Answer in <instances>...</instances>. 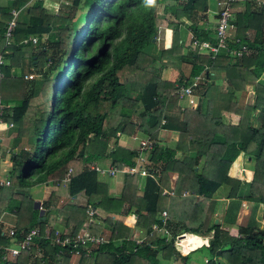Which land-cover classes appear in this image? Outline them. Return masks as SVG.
Returning a JSON list of instances; mask_svg holds the SVG:
<instances>
[{"label":"trees","instance_id":"16d2710c","mask_svg":"<svg viewBox=\"0 0 264 264\" xmlns=\"http://www.w3.org/2000/svg\"><path fill=\"white\" fill-rule=\"evenodd\" d=\"M149 1L171 18L166 20L170 40L146 63L142 49L155 35L152 8L142 7L146 0H62L54 11L42 0L0 4L1 120L10 124L5 132L14 133L10 145L22 142L18 159L10 158L8 184L0 186V215L8 209L14 217L12 225L0 230V246H13L36 229L26 250L5 257L12 259L9 264H69L74 257L70 264H159L171 257L185 264L186 256L175 245L183 233L209 237L202 264H218L216 257L225 264H264V234L254 210L244 225L235 226L242 200L259 207L264 222V7L254 0H234L226 50L211 57L194 49L184 56L181 26L200 41L215 42L211 30L200 28L208 19L207 0ZM13 8L20 9V16L3 46ZM238 45L245 51L237 57L229 51ZM188 56L194 62L184 76L181 64ZM165 67L179 73L176 85L159 78ZM53 70H58L56 77L48 75ZM197 76L190 90L192 105L177 89ZM219 77L225 86L214 82ZM246 88L252 92L249 102L234 95L245 94ZM231 117L236 122L225 121ZM164 131L175 133L172 145L160 141ZM134 135L146 139L149 148L136 151L117 143L120 136L131 141ZM141 153L146 157L144 174L122 172ZM239 153L252 161L247 182L227 175ZM101 163L106 165L100 169L114 168L122 176L115 195L102 179L112 176L94 169ZM65 176L66 202L56 206L51 192L39 212L28 197L29 188L55 187ZM221 185L227 187L228 200L222 223L234 225V233L211 217L212 197ZM77 194L84 197V207L70 203ZM87 205L101 216L93 209L88 216ZM129 214L144 233L138 243L109 216ZM57 215L75 224L55 229L49 224ZM80 233L101 241L86 240L73 249L55 241ZM1 254L2 249L0 259Z\"/></svg>","mask_w":264,"mask_h":264},{"label":"rangeland","instance_id":"374dc122","mask_svg":"<svg viewBox=\"0 0 264 264\" xmlns=\"http://www.w3.org/2000/svg\"><path fill=\"white\" fill-rule=\"evenodd\" d=\"M149 3L151 4V2L149 0H146V2L143 3L142 7L144 10L148 11L152 8V11L154 13V23H155V35L151 41V44L148 45L146 48L142 49L143 53L145 54V58L143 60L144 63H146V61L148 60V57L150 56H153V57H156V55L158 54V51L160 50L161 48V45L164 43V41L166 42H169L170 40V37H169V34H170V28L168 26H166V20L167 19H171L170 17L167 16V13H164L161 11L160 9V5H152V7H150ZM167 4H170L169 1H167ZM209 5L211 8H214L213 10H215V5H214V1L212 0H209ZM48 9H50L49 11H54L53 8H50L49 6H47ZM57 11V10H56ZM55 11V12H56ZM212 18H210L209 20L206 21V30H211L212 32V29H213V25H214V21L211 20ZM180 33L178 34L179 36V42L181 43V47H180V53L182 55H189V51H193L195 48L191 47V43L189 41V38H190V33L185 31V34L184 32L182 31V29L179 30ZM169 32V33H168ZM183 32V33H181ZM250 37V36H249ZM164 46V45H163ZM186 46V47H185ZM196 53L197 50H196ZM147 54V56H146ZM194 62V59L192 57H187V60L184 61L181 65L183 66V69L182 71L184 72H188V69L187 67L184 65H188L190 66L192 63ZM153 65L155 67H158V61H154ZM44 69H46V67L44 66ZM48 72V75H50V77H56L58 75V70H53V71H47ZM178 74V73H177ZM32 77L31 78H37L36 76H34L33 74H30ZM202 76V73L200 74ZM203 79V77H202ZM217 80H214V82L216 84H220L222 86H225V82L221 79V77L219 78H216ZM176 77L174 80H172L173 84L176 85ZM91 82V81H90ZM260 82L264 83V74L260 76ZM252 92L251 90H249L248 88H246V91H245V94H240L239 91L236 92L234 95L236 97H244V102H249L251 101V97H252ZM199 96V95H198ZM48 104V103H47ZM255 116V114H254ZM226 122H236L235 118L234 117H231V118H226L225 119ZM14 135L13 131L12 133H8L5 132V128H3L2 126H0V169L3 170V172H1V174L3 175V178L6 177L7 173H9V167H10V164H11V160L10 158H12V160H17L18 157H17V151L18 149L21 147L20 145L22 144V142H19L18 144L16 145H10V140L12 139V136ZM160 136H161V140L162 143H163V132L160 133ZM135 138L132 137V139H130L131 141H126V139H123L122 136L118 137L117 138V143L121 144V146L123 147H126V148H129V149H134L136 151H138V146H139V142L140 140L142 141V139H138V138H141L142 136L141 135H134ZM175 138H176V135H168L167 136V144H170L172 145L173 142L175 141ZM165 139V138H164ZM2 154V155H1ZM146 157L144 155L141 154V159L138 160L136 157L133 158L134 160V165L136 166L135 169H139L140 167H143V161ZM2 159V160H1ZM232 164V172L234 171L235 172V176H237V178H239L240 180L244 181V172H243V169L245 168H248L250 169L251 168V164H252V161L250 159H248L244 154L242 153H239V155L235 158V160L231 163ZM230 164V165H231ZM101 165V166H100ZM106 165L105 163H101V164H96L97 167L99 168H103V166ZM229 165V167H230ZM250 170L248 172H245V173H249ZM101 175V174H100ZM104 175V174H102ZM114 177V176H112ZM170 180L172 181V179L174 178V174L173 173H170ZM249 180V179H248ZM49 187V186H48ZM42 190L44 193L47 192V188L46 186L43 184H38V185H34L32 187L29 188L28 190V197L32 200H34V198L36 199H41L40 203L45 199V197H43L42 199ZM227 190V187L225 185H221L218 187V189L216 190V192L213 194V200H214V208H215V211H213V213L211 214V217L215 219L214 222H218L220 224V227H222V229L228 231L230 230V228L233 226V232L235 231V226L234 225H231V224H223L222 223V218H223V211L222 209L224 208V206H226V203L228 202V200L225 198V195H226V191ZM52 192V191H50ZM57 192V196H60L59 198H61L62 194H65L62 192L59 193V190L56 191ZM110 195H112L113 193H111L110 191H108ZM42 206V205H41ZM252 205L250 203H246L245 201H241L240 202V207L237 211V213H239L240 215L238 216L239 218V223L238 224H241V225H244L245 222H246V219H247V215L250 211V209L252 208V210H254V213H255V218L257 220V224H258V227L262 229L263 231V234H264V222H262L260 220V212H261V209L257 206L256 208L257 209H253V207H251ZM37 208V206H36ZM38 210V209H37ZM237 226V225H236ZM161 235L163 236V232L161 233ZM203 237H207L205 239L208 240L209 237L208 236H203ZM263 241H264V235H263ZM182 244V242L180 241L179 239V242L176 244V245H180ZM182 246V245H181ZM191 247V245L189 246ZM184 249V250H183ZM179 250V249H178ZM183 250V254H185L188 250V247L187 248H184L183 246L180 248V251ZM190 253V252H189ZM188 253V254H189ZM180 254V253H179ZM206 257V251L205 249H202V250H199V253H196L195 255V258H198L196 264H202V259ZM218 261V264H225V262L221 259V258H217L216 259ZM173 261H178V264L180 263V261L178 259H173ZM72 263V262H70Z\"/></svg>","mask_w":264,"mask_h":264},{"label":"crops","instance_id":"0c3cea01","mask_svg":"<svg viewBox=\"0 0 264 264\" xmlns=\"http://www.w3.org/2000/svg\"><path fill=\"white\" fill-rule=\"evenodd\" d=\"M5 1L6 0H0V4H4ZM42 1H43L44 5H46V8H47V6H49L50 8H53V10H55V6H57L58 3L62 2V0H42ZM212 1H214V3H215L216 0H212ZM207 8H208L207 9V16H208V19L207 20H209L210 18H212L211 20L214 21L215 20L214 19V14H215V11H216V7H215V10H213L214 8H211L210 7L209 0H207ZM48 10H50V9H48ZM17 16H20L19 15V12H18ZM205 24H206V22H205ZM205 24L203 23L200 26V28H202L203 30H206L205 29L206 28ZM180 29H182V31L184 32V34H185V31H187L186 29L183 28V26H181ZM183 32H181V33H183ZM246 35L248 37L251 36V32L246 33ZM169 37H170V34H169ZM167 43L169 44V42L164 41L163 45H165ZM144 56H145V54H144ZM146 56H147V54H146ZM151 57L149 56L148 58H151ZM186 60H187V58H186ZM184 65L187 67L188 72H189L190 67L188 65H186V64H184ZM182 69H183V66L181 67V70H180L181 73H182V75H184V76L188 75V72H184V71H182ZM177 73L178 72L176 70H174V69H172L170 67H165V68H162L159 71V78L161 80H164V81L173 82L172 80H174L175 77H176V80H175L176 82L175 83H177V78H178V75H179V73L178 74ZM198 102H199V100H198ZM174 134L175 133H166L164 131L163 132V141L167 138L168 135H170V137H171V135H174ZM133 138H135V137L133 136ZM138 139H142V137L141 138H138ZM165 142L167 143V140ZM231 167H232V164L227 169V175H229L230 177H237V176H235V172L234 171L232 172V168ZM248 171H249L248 168L243 169V172H244V175L243 176H244V179H245L243 182H247L248 179H250L251 173L250 172H249L250 174L245 173V172H248ZM1 172H3L2 169L0 170V178H3V175L1 174ZM121 177L122 176H120L119 174H116L114 177H109V178H106V177H103L102 178V176H100V178H102L103 180H107V183H108V186H109L108 191H110L111 193H113V195L117 194L118 191H119V189H120L121 180H122ZM4 178H6L8 180L7 175ZM65 182L66 181L62 180V182L59 185H57L55 187H51V188L48 187L47 184H44L46 186V188H47V192L44 193L43 190H42V196H41L42 199H43V197H45V199H46L47 196L49 195V193H51L50 191H52V192H54L52 194V198H53V202L55 203V205L56 206H59L62 203L64 204L66 202V200H67V188H66L67 186H66ZM57 190H59V193L63 191V193H65V194H62L61 198H59L60 196H57L56 195L57 194V192H56ZM44 200L42 202H44ZM33 201H34V203L37 204V202H40L41 199L34 198ZM71 202L74 203V204H76V205H81L83 207L85 206V204H84V197L82 196V194H77L75 196H71L70 197V203ZM82 202H83V204H82ZM81 206H79V207H81ZM93 210H94V214H95V212L97 210H95V209H93ZM213 211H215V208L213 209ZM97 214H98L97 215L98 217L101 216V214L98 211H97ZM239 215H240L239 213L236 214L235 226L236 225L237 226L241 225V224H238L239 223L238 222L239 221V218H238ZM109 216H110V218H112L113 220H116V221L120 222V224L122 226H124V227H126V228H128L130 230V238L131 239H134L135 243L140 242L141 238L144 237V233L142 232V230L140 228H137L135 226V216L134 215L129 214V215H109ZM53 217L54 216L50 217L51 222H50L49 225L51 227H54L55 229H59V230L61 229L62 230L65 227V225L70 224V225L73 226L75 224V222H74L73 219L68 218V217L65 218V216H62V215H57L55 218H53ZM13 221H14V217H13L11 211L8 210V209H5L3 211V213L0 215V230H1V232L5 231L10 225H12ZM214 221H215V218L213 219V222ZM83 224L86 225V222L83 223ZM228 232L229 233L230 232L234 233L235 231L233 232V227H231L230 230H228ZM185 236H188L189 237V240H187V241H184V240L181 241L180 240L182 242V244L176 245L179 242V239L182 238V237H185ZM206 238L203 237V236H198L195 233H186V234L181 235V237L176 238L175 245L177 247V250L179 249V251H178L180 253L179 255H185V254L181 253V252H183L184 249L180 251V248L182 246L184 248H187L188 247V249H190V251H189L190 253L188 252L189 254L186 253V255H185L186 256L185 264H196L198 258H195V255H196V253H199V250L204 249L205 244L207 243V240L205 241ZM182 239H184V238H182ZM192 241H194V242H192ZM190 245H191V247H189ZM205 259H206V257L202 259V263L205 261ZM10 260H12V259H10V258H5L4 260H1L0 259V264H9ZM75 261H76V257H74L73 259L70 260V262H72V263H75ZM159 264H178V261L177 262L176 261H173L172 260V257H171L167 261H160ZM179 264H181V263H179Z\"/></svg>","mask_w":264,"mask_h":264},{"label":"built area","instance_id":"2783aa9c","mask_svg":"<svg viewBox=\"0 0 264 264\" xmlns=\"http://www.w3.org/2000/svg\"><path fill=\"white\" fill-rule=\"evenodd\" d=\"M30 1V0H28ZM234 0H216L214 5L216 7V18L214 20V25H213V29H212V33H213V38L215 40V42L213 44H209L207 41H200L192 36H190L189 41L191 43V47L195 48L197 50V52L203 50V51H208L210 56L212 57L213 55L221 52V51H225L226 50V45H225V41L227 40V31L230 29V11H231V6L230 4L233 2ZM256 2V4L258 6H262L264 7V0H254ZM20 9H11L9 11L10 14V18L9 20L6 22V25L4 27V31H3V46H6L9 44V39H10V32L12 31L14 24H15V17L17 15V13L19 12ZM31 42L34 41V38H30L29 39ZM245 51V47L242 45H238L237 49L234 50H230L229 53L234 55V56H240L241 52ZM2 59L0 58V64H1ZM30 76H28L29 78ZM198 80V76L194 77L190 83H188L187 86L182 87L179 86L177 89V92L181 95V94H185L187 97L186 103L188 104H192L193 105V97L194 95L192 94V92H190V90H192V87L195 86L196 81ZM2 105L0 103V126H2L3 128H8L10 127V124H5L2 120H1V113H2ZM145 148V149H144ZM149 148V143L146 141V139H143L142 141L140 140L139 142V146H138V151H141V149H148ZM142 154V153H141ZM141 154L137 155V159L140 160L141 159ZM135 165H133L132 167H128L125 166L123 167L121 170L122 172H127V173H135L137 172L139 175H143L144 174V170L143 167H140L139 169H135ZM99 174H105L106 172L109 173L111 176H114L116 174V170L114 168H110L107 171H104L103 169L100 168H94ZM64 181H67V176L64 177L63 179ZM8 184V180L6 178H0V186L3 185H7ZM165 192V191H164ZM166 193H170V192H166ZM37 209L39 210V212H42V208H41V203L37 202L36 204ZM85 212L88 216H91L93 214V210L92 208H90L88 205L85 208ZM160 216L163 219L165 217V213L164 211L160 212ZM8 234H11V230L8 229L7 231ZM36 233V229H30L23 238H21L20 241L16 242L13 244V246H0V249H2V254H1V259H4L6 256H14L16 254H18L19 251L22 250H26L29 247V244L31 243L30 240L32 238V236ZM88 240V241H93L95 243H99L101 241V237H97V238H91L88 235L85 234H77L73 237L66 235V236H62L60 239L57 236L55 241L61 245V246H69L70 249H73L75 247L82 246L84 245V242ZM74 255L77 256L78 255V251L75 250L74 251Z\"/></svg>","mask_w":264,"mask_h":264},{"label":"clouds","instance_id":"9594fccd","mask_svg":"<svg viewBox=\"0 0 264 264\" xmlns=\"http://www.w3.org/2000/svg\"><path fill=\"white\" fill-rule=\"evenodd\" d=\"M25 9V8H24ZM18 14V13H17ZM17 16V15H16ZM16 18V17H15ZM64 179V178H63ZM165 218V217H164ZM163 218V219H164ZM183 234H186V233H183ZM183 234H178L177 236H176V238H178V237H181V235H183ZM176 238H175V243H176ZM207 245V243L205 244V246ZM176 250H177V248H176ZM179 250H177V252H178ZM190 250H188L186 253H188ZM186 253H185V255H186ZM178 254H179V252H178ZM182 256H184V255H182Z\"/></svg>","mask_w":264,"mask_h":264},{"label":"water","instance_id":"95a60500","mask_svg":"<svg viewBox=\"0 0 264 264\" xmlns=\"http://www.w3.org/2000/svg\"><path fill=\"white\" fill-rule=\"evenodd\" d=\"M23 11H25V9H23ZM164 47L167 48L168 47V44H165Z\"/></svg>","mask_w":264,"mask_h":264}]
</instances>
